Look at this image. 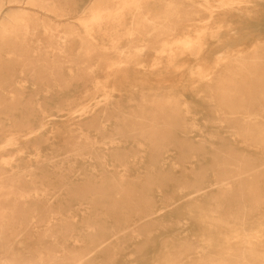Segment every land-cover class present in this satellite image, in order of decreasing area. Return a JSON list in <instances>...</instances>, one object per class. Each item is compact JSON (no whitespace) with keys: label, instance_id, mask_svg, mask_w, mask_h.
<instances>
[{"label":"rangeland","instance_id":"obj_1","mask_svg":"<svg viewBox=\"0 0 264 264\" xmlns=\"http://www.w3.org/2000/svg\"><path fill=\"white\" fill-rule=\"evenodd\" d=\"M0 1V264H264V126L243 120L264 123V0H144L150 15L105 17L115 28L94 31L92 44L114 36L148 66L129 61L122 91L100 103L86 68L113 50L92 49L75 14ZM187 38L193 45H173L172 62L157 52ZM252 167L251 179L236 173ZM72 179L92 185L67 189ZM220 180L249 187L217 198Z\"/></svg>","mask_w":264,"mask_h":264},{"label":"bare ground","instance_id":"obj_2","mask_svg":"<svg viewBox=\"0 0 264 264\" xmlns=\"http://www.w3.org/2000/svg\"><path fill=\"white\" fill-rule=\"evenodd\" d=\"M9 2H12V3H14L16 6H22V5H26V3L28 4V3H31L32 5H34V6H37L38 8H40V11L43 13V14H45L46 16H48V14H50L51 15V13H54V14H56L57 15V17H63V16H65V15H68V14H75V15H73L71 18L73 19V18H78V21L82 24V26H83V29H84V31L85 32H87V34H86V36H88L87 37V40H88V42H90L91 43V48L92 49H97L98 47H100L101 49H103L104 51H107V50H109V49H112L113 50V54L110 56V55H108V54H103L102 55V57H101V60H104V61H106V64L104 65V66H101L100 68H96V66L95 67H92V66H90V67H87L86 69L88 70V71H90L89 72V75H90V77H93V79H90V81H91V83H93L92 84V90H91V92H93L94 94H97V93H100V92H102L101 94H102V98L101 99H99V100H97V102L98 103H100V102H102V101H104V100H110V98L112 97V96H114L115 95V93L114 92H116V90H118V91H122V89H120L119 87H118V85H119V81H120V79H118L120 76H119V74L123 71V68H125V66H128L129 65V61L132 63V64H135V67L136 68H141V67H146V66H148V64H147V62L146 61H144V60H141V59H139V57L137 58V55H135L134 54V52H132L131 50H130V48H128V49H124L123 47H120V46H118V42H119V39L118 38H114V36H109L108 37V40H109V43H101L99 46L97 45H95V44H92V43H94L95 41H99V40H101L100 38H99V36H97V35H95L94 34V31H97V30H105V31H108V30H112V29H114L115 28V26H112V25H109V24H106V23H104V19H105V17H109V16H113V17H115L116 15H118V14H120V13H122L123 11V9H125V10H127L130 14H132V15H135V16H146V15H150L151 13H153V10H151V8H147L146 6H143V3H144V0H120L118 3H117V5H118V7L115 9V8H113L112 6H111V2H109V0H90L89 1V3L84 7L83 6V8H81L80 7V9H74V7H67V6H65V5H60V4H55V6H56V8L54 7H52V5H51V2H50V0H10ZM85 3H87V2H85ZM4 3L3 2H1L0 1V7L3 5ZM222 4V8H226L225 6L227 5V3H221ZM17 8H19V7H17ZM26 8H22V10L23 11H21L20 13H21V15H20V19H22V21L24 22V19L25 20H28L27 18H29L30 16L28 15V12L25 10ZM212 11H213V9H211ZM69 12H71V13H69ZM172 12V14H176V13H178V11H176V8H167V10L165 11V13L166 14H169V13H171ZM180 12V11H179ZM78 15V16H77ZM77 16V17H76ZM84 17V18H83ZM68 18V17H67ZM220 18V17H219ZM56 19H58V18H56ZM64 20V19H63ZM73 23V20H71V24ZM48 24H49V22H48ZM48 26V25H47ZM23 27H24V29L28 32H30V33H32L34 30H35V27L33 28L32 27V30H29V25L26 23V22H24V25H23ZM216 39H218V38H216ZM215 39V40H216ZM215 40H213V41H215ZM31 41H33V40H31ZM224 41H225V39H224ZM244 42V41H243ZM26 43V42H25ZM193 43H194V41L193 40H190L189 38H187V39H183V40H181V41H179V42H175V43H172V44H167L166 45V47H163V48H161V49H158L157 50V52H160V54L161 55H165V56H167L168 57V59H169V62H172L173 61V59H174V53H175V49H172V46L173 45H175V44H181L182 46H184V48H186V47H189V46H192L193 45ZM224 43V42H223ZM143 44V41L141 40V41H138V45H135V47H140L141 45ZM146 44V43H145ZM144 44V45H145ZM225 44V43H224ZM227 44V43H226ZM238 44H239V42H238ZM250 44V43H249ZM252 44V43H251ZM250 44V45H251ZM212 45V44H211ZM223 45V44H222ZM234 45V44H233ZM247 45V44H246ZM38 46L39 47H41L42 46V43H38ZM216 46H218V45H216ZM242 47V46H241ZM248 48V47H247ZM41 49V48H40ZM99 49V48H98ZM215 49H216V47H215ZM218 49V48H217ZM27 51L25 52V57H27L28 55H27V53L29 52V51H33V52H35V50L36 49H32V47H29V50L28 49H26ZM204 51H205V49H204ZM210 51V50H209ZM216 51V50H215ZM219 51V50H218ZM48 53V52H47ZM206 53V52H205ZM204 53V54H205ZM209 53V52H208ZM215 53V52H214ZM214 53H212L213 55H215ZM133 54H134V56L136 57H134L133 56ZM128 57V58H127ZM131 58V59H130ZM27 59V58H26ZM128 59H130V60H128ZM250 59H256V58H250ZM155 61H154V63H152L151 64V66H152V68L153 67H156L158 64H159V59H154ZM264 60V59H263ZM130 63V64H131ZM95 69V70H94ZM263 76H264V73L262 74ZM202 76H204V77H206V78H210V76H208L207 74H204V73H202ZM219 76V75H218ZM175 77V76H174ZM168 78V77H167ZM264 78V77H263ZM229 79V78H228ZM170 80V79H169ZM173 80V79H172ZM230 80V79H229ZM172 82V81H171ZM231 83L234 85L236 82L235 81H232L231 80ZM226 84V83H225ZM249 84H251V82H249ZM253 84H256V82L254 83L253 82ZM264 85V84H263ZM227 89V88H226ZM233 92H235V90L233 91ZM261 93L262 94H264V90L263 91H261ZM183 94V93H182ZM187 95V94H186ZM189 95V94H188ZM14 98V97H13ZM115 98V97H114ZM14 99H16V98H14ZM115 100V99H114ZM256 100H257V98H256ZM1 108V107H0ZM87 108H89V104L88 105H84V106H82L81 108H79V109H77L76 111H78V110H82V111H86V109ZM91 108V107H90ZM89 108V109H90ZM163 108V107H162ZM230 108V107H229ZM163 114V113H162ZM247 114V113H246ZM164 115V114H163ZM137 116V115H136ZM140 116V115H139ZM144 116V115H143ZM149 116V115H148ZM165 116V115H164ZM170 118V117H169ZM243 120L245 121V125L246 126H250L251 124H254V125H256V126H264V123L262 122V123H259L258 121H256L257 120V116H251V115H248V116H246V118H243ZM166 121V120H165ZM171 122V121H170ZM12 124V123H11ZM166 124V123H165ZM17 127V126H16ZM19 127V126H18ZM18 129V128H17ZM248 130H252V129H247L246 131H248ZM261 136L260 135H258V137H260V140L259 141H257V139L255 138L253 141L254 142H261L262 144H264V127L261 129ZM22 133V132H21ZM25 133V132H24ZM246 134H248V133H246ZM21 135V134H20ZM18 136V135H17ZM19 137V136H18ZM247 140H250L247 136L245 137ZM27 139V138H26ZM15 140L13 139V138H8L7 140H6V143L7 144H12L13 142H14ZM250 141H252V140H250ZM39 157V156H38ZM239 158H241V157H239ZM42 159V158H41ZM241 159H243V160H245L244 158H241ZM241 159H239V160H241ZM248 159V158H247ZM49 161V160H48ZM53 161V160H52ZM60 161H61V159H60ZM254 162V161H253ZM256 162V161H255ZM245 163H246V161H245ZM264 163V162H263ZM251 164V163H250ZM37 165V164H36ZM237 165H239L238 163H237ZM241 166H242V164H240ZM253 165V164H252ZM251 165V166H252ZM255 165V164H254ZM261 165H262V163H261ZM245 166H246V164H245ZM250 166V165H249ZM248 166V167H249ZM250 166V167H251ZM257 166H259L258 164H257ZM256 166V167H257ZM239 167V166H238ZM243 167V166H242ZM262 167H264V166H262ZM245 168H247V167H245ZM230 169V168H229ZM233 169V168H232ZM234 169H236V168H234ZM252 170V171H251ZM66 172H68V171H66ZM222 172H224V171H222ZM253 172V173H252ZM257 172H258V169H255V167H252L251 169H249V170H243V169H241V168H238L237 170H236V173H237V175H242V174H247L248 175V179H251L250 178V176H253V177H255V175L257 174ZM5 173V172H4ZM231 173V172H230ZM69 175V174H68ZM136 175V174H135ZM230 175V174H229ZM243 175V176H244ZM260 174H258V176H259ZM257 176V175H256ZM261 176V175H260ZM264 176V175H263ZM75 177H76V175H75ZM242 177V176H241ZM239 178V177H238ZM238 178H236V179H238ZM246 178V179H247ZM264 178V177H263ZM245 179V180H246ZM255 179V178H254ZM257 179V178H256ZM261 179V178H260ZM129 180V179H128ZM232 180V179H231ZM231 180H229V181H227V182H225V180H220V181H217V183H215V185L216 184H218V185H216V189H218L217 190V192L216 193H218V196H217V198H220V197H223V198H225V197H229L230 199H231V197H237L238 195H245V192H243V189L247 186H240V184H239V187H237V185L235 184V181H233V183H231L230 181ZM239 181V180H238ZM243 181H244V179H243ZM255 182V181H254ZM257 182V181H256ZM9 183V182H8ZM103 183V182H102ZM245 183V181L243 182V184ZM86 184H88V185H86ZM251 184H253L252 183V181H251ZM3 187H9L10 189L12 188V184H10V185H7V184H1ZM27 185V184H26ZM66 186H67V189L69 188V189H77V188H79V186H82V185H86V187L85 188H83V189H90V187H91V183H89V182H87V183H84V184H80V183H78L77 181H73V179L72 180H70L68 183H66L65 184ZM248 185H249V183H248ZM254 185H256V184H254ZM253 185V186H254ZM19 186V185H18ZM150 186L151 185H148L146 188H144V190L145 189H148V190H151V188H150ZM161 186V185H160ZM164 186V185H163ZM250 186H252V185H250ZM30 187V186H29ZM247 187H249V186H247ZM255 187V186H254ZM81 188V187H80ZM80 188H79V191H80ZM127 189V188H126ZM205 189V187H199L196 191L197 192H201V191H203ZM246 189V188H245ZM253 189V188H252ZM256 189H257V187H256ZM82 191V190H81ZM74 192V191H73ZM204 192V191H203ZM215 191H213V193H214ZM102 194V193H101ZM82 195V194H81ZM22 196H25V195H22ZM81 197V196H80ZM82 198H83V196H82ZM132 201H134V200H132ZM171 201V200H170ZM42 202V204L45 202V201H41ZM40 202V203H41ZM39 203V204H40ZM133 203V202H132ZM38 204V205H39ZM219 205H221V203H219ZM40 206V205H39ZM114 206H118V204H116V205H114ZM113 206V207H114ZM45 209V208H44ZM79 209V208H78ZM41 211H42V209H41ZM82 212H83V210H81ZM155 213V212H154ZM155 214H157V213H155ZM44 216H42V218H43ZM126 218H124V220H125ZM61 220V219H60ZM120 220V219H119ZM37 221V220H36ZM89 221V220H88ZM37 223V222H36ZM24 225V224H23ZM32 225V224H31ZM41 225V224H40ZM35 226V225H34ZM58 226V225H57ZM90 226H92V225H90ZM149 226V225H148ZM26 227V226H25ZM30 228H33L32 226L30 227ZM101 228V231L103 230L102 229V227H100ZM103 228H106V225H105V227H103ZM25 229V228H24ZM13 230V229H12ZM40 230V229H39ZM38 230V231H39ZM116 230H117V228H116ZM27 231V230H26ZM32 231V230H31ZM30 231V232H31ZM10 232V231H9ZM16 232H18V230L16 231ZM19 233V232H18ZM23 234V233H22ZM25 234V233H24ZM39 235H42L41 234V232L40 233H38ZM43 234H44V232H43ZM51 234V233H50ZM92 234V233H91ZM91 234H90V236H91ZM33 234H31V236H32ZM37 235V234H36ZM47 235V234H46ZM67 235V234H66ZM89 235V234H88ZM107 234H105V232L101 235V236H98L97 234H93L92 236H98L99 238V240H100V238L102 237V236H106ZM22 236V235H21ZM28 236V235H27ZM58 236V235H57ZM60 236V235H59ZM65 236V235H64ZM91 236V237H92ZM26 237V236H25ZM40 237V236H39ZM94 237V238H95ZM12 238V237H11ZM43 238V237H42ZM42 238H40L41 240H42ZM93 238V239H94ZM103 238V237H102ZM109 238H111V236L109 237ZM109 238H104V240H102V242L101 241H99V240H97V244H96V246H95V248L96 247H100V248H105L106 246H105V243H106V241L109 239ZM20 239H22V237L20 238ZM36 239V238H35ZM39 239V240H40ZM44 239V238H43ZM57 239L60 241V239L57 237ZM92 239V238H91ZM19 240V239H18ZM58 241V242H59ZM45 242V241H44ZM110 242V241H109ZM50 243V245L52 244L51 242H49ZM67 243V242H66ZM102 243V244H101ZM86 244V243H85ZM104 244V245H103ZM45 245H46V243H45ZM56 244L54 243V246H55ZM108 245H109V243H108ZM41 246V245H40ZM52 246V245H51ZM53 247V246H52ZM51 247V248H52ZM57 247V246H56ZM59 247V246H58ZM57 247V248H58ZM87 247H90V246H87ZM94 247V246H93ZM54 249H55V247H53ZM66 248V247H65ZM76 249H77V247H75ZM92 248V247H91ZM90 248V249H91ZM49 249V248H48ZM79 249H80V247H79ZM89 249V248H88ZM107 250H108V248H106ZM110 249V248H109ZM53 250V249H52ZM67 250H69V249H67ZM92 250V249H91ZM100 250V249H99ZM25 251V250H24ZM46 251V250H45ZM57 251V250H56ZM60 251V250H59ZM81 251H86L85 249L84 250H81ZM253 251L254 250H251L250 251V253L252 254L253 253ZM23 252V251H22ZM62 253H63V250L61 251ZM71 252V251H70ZM87 252V251H86ZM86 252H84V253H86ZM48 253H49V251H48ZM88 253H89V251H88ZM24 254V253H23ZM28 254V253H27ZM26 254V255H27ZM42 254V253H41ZM50 254H54V253H50ZM84 255V254H83ZM253 255H255V253H253ZM253 255H250V256H252L253 257ZM60 256V255H59ZM249 256V257H250ZM90 257V256H89ZM35 258H37V256L35 257ZM39 258V257H38ZM55 258V257H54ZM81 257H79V258H76L75 259V261H74V259H72L73 261V263L72 264H82V261H81V259H80ZM244 258H248V257H246V256H244ZM57 259H58V256H57ZM59 259H62V256L59 258ZM85 259H87L86 257H85ZM84 259V260H85ZM250 259V258H249ZM251 259H253V260H257L258 258H256V259H254V257L253 258H251ZM83 260V261H84ZM88 260V259H87ZM38 261H40V260H38ZM55 261V260H54ZM90 261V259L88 260V262ZM246 261H248V259L247 260H245V262ZM87 262V263H88ZM91 262V261H90ZM90 262H89V264H90ZM35 263V262H34ZM37 263H39V262H37ZM70 263V262H69ZM85 264H86V262H84ZM83 263V264H84ZM1 264H10V263H8V262H2ZM36 264V263H35ZM92 264H93V262H92ZM94 264H96V262L94 263ZM252 264H254V263H252Z\"/></svg>","mask_w":264,"mask_h":264},{"label":"crops","instance_id":"obj_3","mask_svg":"<svg viewBox=\"0 0 264 264\" xmlns=\"http://www.w3.org/2000/svg\"><path fill=\"white\" fill-rule=\"evenodd\" d=\"M140 40V39H139Z\"/></svg>","mask_w":264,"mask_h":264}]
</instances>
